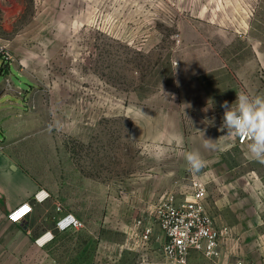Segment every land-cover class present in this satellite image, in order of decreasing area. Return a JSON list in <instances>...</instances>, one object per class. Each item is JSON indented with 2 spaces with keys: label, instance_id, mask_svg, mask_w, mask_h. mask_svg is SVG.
<instances>
[{
  "label": "rangeland",
  "instance_id": "obj_1",
  "mask_svg": "<svg viewBox=\"0 0 264 264\" xmlns=\"http://www.w3.org/2000/svg\"><path fill=\"white\" fill-rule=\"evenodd\" d=\"M237 92L264 94V0H0L6 152L82 223L0 264H175L155 212L195 180L235 236L188 264H264V165L219 130Z\"/></svg>",
  "mask_w": 264,
  "mask_h": 264
},
{
  "label": "built area",
  "instance_id": "obj_2",
  "mask_svg": "<svg viewBox=\"0 0 264 264\" xmlns=\"http://www.w3.org/2000/svg\"><path fill=\"white\" fill-rule=\"evenodd\" d=\"M238 142L242 145L248 143L244 138H238ZM208 195L206 183L195 180L190 199L178 202L176 196L171 194L158 206L155 212V220L161 232L158 239L162 241L163 252L171 262L188 264L193 251L216 258L220 255V237H230L231 230L228 227L219 231L216 229L215 221L206 207ZM48 197L49 194L40 192L35 199L43 202ZM33 209L32 203L25 202L11 210L8 217L13 222H21ZM80 225L81 221L74 214L67 213L56 220L55 229L66 231ZM152 232L153 228L147 229V233ZM47 235L44 237L47 238Z\"/></svg>",
  "mask_w": 264,
  "mask_h": 264
},
{
  "label": "crops",
  "instance_id": "obj_3",
  "mask_svg": "<svg viewBox=\"0 0 264 264\" xmlns=\"http://www.w3.org/2000/svg\"><path fill=\"white\" fill-rule=\"evenodd\" d=\"M5 97V93L0 94V100ZM40 183L6 152V107L0 108V256H24L28 242L41 240L46 232L56 230L55 222L62 213L49 197L43 202L36 201ZM25 202L33 204V212L21 222L11 221L8 214ZM206 207L216 225L218 213L211 209L209 195ZM234 236L231 230L228 239Z\"/></svg>",
  "mask_w": 264,
  "mask_h": 264
},
{
  "label": "clouds",
  "instance_id": "obj_4",
  "mask_svg": "<svg viewBox=\"0 0 264 264\" xmlns=\"http://www.w3.org/2000/svg\"><path fill=\"white\" fill-rule=\"evenodd\" d=\"M224 109L220 131L227 130V135L247 140V149L252 159L264 165V94L249 96L237 92L236 101L229 106L228 101L221 104ZM203 133V132H202ZM203 147L215 150L216 140L205 139ZM189 172L198 174L206 166L198 151L184 153Z\"/></svg>",
  "mask_w": 264,
  "mask_h": 264
},
{
  "label": "bare ground",
  "instance_id": "obj_5",
  "mask_svg": "<svg viewBox=\"0 0 264 264\" xmlns=\"http://www.w3.org/2000/svg\"><path fill=\"white\" fill-rule=\"evenodd\" d=\"M45 238H46V237H43L41 240H42V241H44V240H45ZM41 240H39V241H41Z\"/></svg>",
  "mask_w": 264,
  "mask_h": 264
},
{
  "label": "trees",
  "instance_id": "obj_6",
  "mask_svg": "<svg viewBox=\"0 0 264 264\" xmlns=\"http://www.w3.org/2000/svg\"><path fill=\"white\" fill-rule=\"evenodd\" d=\"M7 70H8V69H7V67H6V71H7ZM1 75L3 76V75H4V73H2Z\"/></svg>",
  "mask_w": 264,
  "mask_h": 264
}]
</instances>
